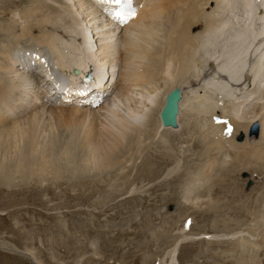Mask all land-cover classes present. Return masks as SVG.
Listing matches in <instances>:
<instances>
[{
	"label": "rangeland",
	"instance_id": "1",
	"mask_svg": "<svg viewBox=\"0 0 264 264\" xmlns=\"http://www.w3.org/2000/svg\"><path fill=\"white\" fill-rule=\"evenodd\" d=\"M23 2L26 3L23 4ZM43 2L48 4L46 8L42 10V14L45 12L44 15L48 16L47 20L50 21L48 23L43 21L44 17H37L36 14V16L33 15L31 18V22H26L21 18L23 11L33 6L31 0H0V68L4 66L3 62L7 61V57L17 54L16 52L19 49L18 52L22 50L29 53L38 49H49L46 46L36 45L41 38L35 36L39 34V27L45 30L43 35L48 36L53 30H58V36H72L74 41H71L70 38H65L66 42L70 40L71 45L79 44V40L82 39L91 46L93 45L94 51L98 49L97 46L101 45V41L108 39H103L105 36L99 35L101 40L96 42V38H93L95 32H92L93 29L91 27L94 28L97 26L98 30L105 28L111 30L114 34L112 36L114 37L112 46L115 49L119 48L122 52L126 49L122 37L123 30L126 28H122L123 30L115 29L113 26L108 25L102 12L99 10L96 12L88 2L82 7L74 1H72L69 7L54 0H43ZM141 2H144L146 5H151L153 1L140 0V4ZM51 6H54L55 10H49ZM215 6V3H210L207 8L211 11ZM178 7H180V5ZM224 11L225 10H223V12ZM163 18L165 20L166 17ZM81 23H83V25H81ZM199 23L202 22H198L193 30L199 31L202 28V25H199ZM38 24L40 25L37 26ZM22 26L29 29L30 31L28 32L30 33L25 32L26 34L23 35L24 32L21 33L18 29V27ZM31 31H33L34 35ZM7 33H9V35ZM156 36L159 37H157V39L161 41L164 40L163 34H157ZM62 40L61 38V41ZM148 46L150 49L152 48V45ZM3 48L6 52V57L4 56V58L1 56L2 53H5L1 51ZM107 54L109 55L103 63H108V67L111 68L117 66L118 71H116L118 74L115 72V79L111 80V84H109L110 90H108L105 96L108 99L103 105H110V108H112L115 106V103L118 102L122 108L124 107L122 113H124L125 116L129 113L133 116L131 111H136L138 108L136 107L134 110H130L129 107H131L133 103H127L124 96L125 94L123 90H121V86L124 83L122 76L126 71L124 67V58L122 57L121 59V53L116 56V50H111L107 52ZM17 55V57H19V53ZM101 57L103 56L101 55L99 58L101 59ZM43 61L45 63V60ZM53 61L57 67V69H55L58 70L55 72L62 74L63 69L57 66L54 59ZM19 62L20 60H17L16 64ZM116 63L117 65H115ZM204 64L206 65V63ZM94 65L95 63L90 64V68L94 67ZM130 66L134 69L132 64H130ZM71 68L75 69L74 67ZM205 68L206 66H204V69ZM99 70L102 72L105 71L104 69ZM2 72L4 71L0 69V73ZM16 72L18 73L19 70ZM24 75L23 80L28 81L27 86H31L36 80L37 82L40 81V79H36V77L33 76L35 75L33 72H31V77H28L29 75L26 77V74ZM36 76L38 78V74H36ZM64 76H66V80L68 77L66 71ZM10 77L11 78L8 77L2 81L4 84L6 81L5 86L11 84V80L14 77L12 78V75ZM188 77L189 81L187 82V86H189L190 80L194 81V74ZM63 78L64 77L58 75L56 79H60L59 82L64 84ZM0 80H2V77ZM19 84L20 83L17 85ZM34 84L36 86V83ZM12 88L15 94L8 93L6 97L8 104L4 103L6 101L5 99L1 105L5 106L2 108L0 107V146L6 140L13 143L12 152L9 150L5 152L6 158L9 159L12 153L15 154V156L22 155L25 158H30L32 152H27L25 150L21 144L22 142L19 138V134L16 135L13 132L11 133V131L8 133L5 132L6 129L4 128L9 126H1V124L7 123L2 122L4 121V115L16 117V121L20 120L21 122H27L29 117L37 115V121L40 123V141L46 138L51 139L50 141L53 142L49 147L42 146L38 139L37 142L32 144V151L33 149L38 151L45 150V157H40L39 162L45 163L46 166L42 168L46 172L42 170V173H33V179L30 181L29 187L25 185V182L15 171H12V173L15 172L14 174H16L15 179L13 178V180L16 181H13L16 186L14 188L0 187V264H144L145 262V264H147V262L154 257L156 258L153 260V264H234L235 258H232V253L228 250V248H232L233 245L229 243L230 241H228L225 236L230 229L243 230V234L250 237H253L250 233L257 235L254 237L255 240H250L247 245V247H251V252H247V255L250 253L251 257H249L248 260H254L250 264H264V245L262 244L256 247V245H259L260 240L264 238V231H262V229L258 230L261 220L254 218L255 210H257L258 213L260 210V203L256 202V200L264 193V191L262 192L261 190L264 187V159L259 158L262 167H259L257 163L254 167V169H256L255 172L241 173L239 170L244 166L243 164L246 163L245 165H248L254 158H250L248 162L245 161L240 163L239 160L235 161L233 154L229 151L223 150L220 153L219 151H210L205 141V133L199 130L196 124V122L203 120L205 117L204 115L200 116L196 114V118L195 115H193L194 117L188 116V118H186L189 119L190 122V124L188 123L189 128L186 134L179 137L177 140L172 139L173 141L170 142L168 147L169 150L165 152L166 154L171 152L175 160L170 159L166 164L162 162V165L159 166V159L161 157V152H159L160 147L155 141L157 145L154 144L153 136L150 137L146 133V129L144 130L142 128L141 133L136 132V138L126 140L121 144L122 147L120 149H116L115 146L117 144H112L116 142L113 139L114 137H111L109 134L105 136L103 133L108 127V120L106 119L107 113H100V115H98L99 117H90L88 122L84 123L78 120L85 117L87 115L86 112L88 113V111L90 112L91 110L79 107L83 110H81V112L78 111L80 112L79 115L74 114L73 116V113L66 109L69 107L70 109H72V107L76 108V104L64 106L60 105V102L57 104L50 101V96H48L45 86L40 88L38 85V87L36 86L34 89H29L28 93H23L22 91V93L20 92V97L16 95L15 87ZM26 94L28 99L22 100V98L26 97ZM1 96L2 95H0V99ZM60 101H62V99ZM121 101H123V104ZM12 105L20 106L19 110L17 111V108L15 110ZM99 105L95 106L93 111L100 110L101 108L99 107L101 106ZM60 111H68V114H62ZM83 111H85V113ZM219 113H221V111ZM197 116L200 117L197 119ZM123 120L124 119L121 118L120 123L122 124L119 125L121 130L118 131V133L120 132L119 134H123L122 139H125L127 138V130L129 128L127 129L126 125H124ZM140 120L141 118H137L135 121L138 122ZM195 120L198 121L195 122ZM216 120L219 121V119ZM73 121H76L78 124L82 123L85 127L81 126L75 130ZM190 125H192V127H190ZM93 127L96 129V131H94L95 135L92 134L94 140L107 141L106 143L110 147L113 145V149L117 151L113 156H108L103 152V157L99 164L95 162L93 167H90V170L80 169L81 172L86 173V175H84L85 178L76 181L71 180V175L77 168V162L80 159L85 162L87 158L85 153L87 151L89 153L92 152L94 155L101 152L98 145L95 143L96 141H94V146L90 143L88 145V142H86V135L89 133H87V129ZM118 128V126H115V130H118ZM228 131L231 133L232 130L230 129ZM15 136L18 137L15 138ZM76 136H79L78 139H80V141H82V139L83 141L85 140L84 143H82L84 146H77L75 141L70 142V138L73 140ZM242 140L243 137L238 139V141ZM184 141L187 145L183 144ZM65 143L73 147L72 153H69L65 149ZM77 143L79 144V142ZM78 147L83 149L81 150ZM201 149H203V151ZM173 153H178L179 155H173ZM205 153H209V155ZM2 158L3 155L0 154V159ZM214 158L217 159L213 161ZM222 158L226 160L227 164H225L226 166L224 168L221 165L218 166L216 171L213 163L215 162L218 164L220 161L222 163ZM106 159H108V161ZM146 161L150 162V164H148L149 172L141 173L140 168ZM177 161L182 162L179 164L180 166L178 165V168L176 167ZM102 164L106 165V171H103ZM217 164L215 165L217 166ZM254 165L255 164H253V166ZM28 166L29 164H26L24 160L18 163L19 168H27ZM208 167L215 168H213L215 172L212 169L210 170V172L212 171V175H210V172L208 173L209 176L207 175L208 180L211 179L212 181L213 179L212 182L210 181V184H214V190H212L213 194L211 193L214 198L219 195V198H225L224 193L218 194L217 192H220V189L225 191L226 188L227 190L225 192L232 193L234 190L236 197L245 196L243 191L245 186H248V183H246L247 178L252 175L255 179V184L250 187L254 188L249 192L256 188V193L251 196L253 198H251L250 202H246L244 197L238 198V201L229 202L231 206L239 203L245 204L249 212L252 208L251 214L244 213L242 216H237L236 212H225L223 213V218L230 220L228 222L229 225L220 226L219 224L217 226L216 222H219V219H216L217 216L214 215L208 220L209 216L206 218L203 216L200 217L198 213H195V211L205 209L204 205H200L197 208L194 205L191 206L188 202V200L191 201V199L188 198L185 202V196L186 198L187 196L193 197L194 193L188 191V187L194 184V186H192L195 190L194 192L202 195L205 201L209 200L208 194L210 192L208 194L207 192L205 193L206 190L208 191L209 187L199 184L202 182L203 178L206 180H204V183L208 181L202 174ZM220 167L223 168V171H220ZM152 168H155V172H151ZM11 169L13 170V168ZM260 172L262 174H258ZM244 174H246V176ZM196 186L199 188L202 186V189H198ZM259 187L262 188L257 189ZM225 195L227 196V194ZM253 201L254 203H252ZM181 203L184 207H182L183 209L180 206ZM185 203H188L191 207ZM237 209L238 208H236V211ZM176 220L179 221L176 227H173ZM194 221L197 224L195 227H193ZM215 229H220L222 231L219 233L218 237H215L216 234H213V231L211 234V230ZM86 230L90 233L89 237L83 235ZM163 234L166 235L167 240L165 237H162ZM174 236H180L177 240L179 244L176 250H174L173 247L174 239L176 238ZM200 240H204V243L202 242L199 244ZM171 241L173 243H171ZM208 241H210V243ZM232 242H237V239ZM74 246L75 249H73ZM207 247L209 248L207 249ZM233 248H235V245ZM191 249V254L188 253L187 256H183L187 250L189 251ZM225 250L227 251L224 252ZM236 250L240 253L243 252L240 248ZM233 252L236 254L235 251ZM235 254L234 256H236Z\"/></svg>",
	"mask_w": 264,
	"mask_h": 264
},
{
	"label": "bare ground",
	"instance_id": "2",
	"mask_svg": "<svg viewBox=\"0 0 264 264\" xmlns=\"http://www.w3.org/2000/svg\"><path fill=\"white\" fill-rule=\"evenodd\" d=\"M54 1H59L64 6L68 7L71 5L72 1L77 2L81 7L86 2H88L96 12L98 10L102 12L104 19L107 21L108 25L113 26L115 29H122L124 27L126 28L125 30L122 29V37L123 42L126 45V49L123 52L119 50V48L115 49L112 46V40L114 38L112 36L114 34L111 30H107L105 28L98 30L97 26H95L94 28L91 27L93 29L92 32H95L93 34V38H96V42L98 40H101L99 35L105 36L103 39H108L105 41H101V45L97 46L98 49L94 51L93 45L91 46L90 44L84 42L82 39L79 40V44L71 45L70 40H67L66 42L65 38L67 37L70 38L71 41H74L72 39V36H58V30H51L52 32L48 36L43 35V32L45 30L42 27H39V34H36L35 36L41 38L36 45L46 46L49 49H38L30 53L22 50L18 52L20 50L19 49L16 52L17 54L19 53V57H17V54H13L7 57V61L3 62L4 66L0 68L4 71L0 73V78L2 77V80H0V95H2L0 99L1 108L5 106H1L5 99L6 101L4 103H7L6 97L8 96V93L15 94L12 87H15L16 95L20 97L22 91L23 93H28L29 89H34L36 88V86L38 87V85L40 86V88H43L45 86V90L47 89L48 96H51L52 92L55 96L58 93H61V95L64 94L65 97H62V101H59L60 105L66 106L76 104V108L72 107V109H70L69 107L68 109H66L69 112L73 113V116L74 114L79 115L81 110H83L84 108H88L89 110H91L90 112L88 111V113L86 112L87 115L85 117H82L81 120L78 121L87 123L90 117H97L98 115H100V113L102 114L103 112L107 113L108 115H106V119L108 120V127L103 133L105 136L109 134L111 135V137H114L113 139L116 142L113 141L114 143L112 144H117L115 146L116 149H120L122 147L121 144L126 140L130 138H136V132L141 133L142 128L144 130L146 129V133L150 137L153 136V142L155 141L160 147V150L158 149L159 152H161V155L159 154L161 157L159 156L160 159L158 158L160 160L159 166L162 165V162L163 164H166V162H169L170 159H173L171 152L169 154H166L165 152L169 150L168 147L170 142L173 141L172 139L177 140L179 137L186 134V131L189 128L188 123L190 124L189 119L186 118H188V116L194 117L193 115H195L196 118V114L200 116L204 115L205 117L203 118V120H200L199 122H196L198 120H195V122L198 125V129L202 130V132L205 133V141L207 143V146L210 148V151H219V153L223 150L229 151L231 152V154H233L235 161L239 160L240 163L245 161L248 162L250 158H254L249 162L248 165H245L246 163L243 164L244 166L239 170L241 173L255 172L256 169H254V167L257 165V163L259 164V167H262L259 162V158L264 159V30L262 24V13L260 9V7H262V4L259 5L253 0H150L153 1L152 4L146 5L144 4V2H141L140 4V0H135V8L137 9L135 18L131 19L128 23L121 24L118 22L119 19L116 17V15L113 14V10L114 8H116V6L112 5L110 3V0H92V3L91 0ZM31 2H33V6H31L29 9L24 10L21 18L26 22H31V18L36 14L37 17H44V22H50L49 20H47L48 16L44 15L45 12L42 14V10L46 8L48 4L44 3L43 0H31ZM24 3L26 2H23V4ZM210 3H215L216 5L215 8H212L211 11H209V8H207ZM179 5L180 7H178ZM54 8V6H51L49 10H55ZM223 10L225 11L223 12ZM163 17H166L165 20ZM198 22H202L199 23V25H202V28L199 31L193 30ZM39 25L40 24H38L37 26ZM81 25H83V23H81ZM18 29L21 31V33L24 32L23 35L26 34L25 32L30 31L24 26L18 27ZM31 32L34 35L33 31ZM7 34L9 35V33ZM157 34H163L164 40L161 41L160 39H157ZM61 38L63 39V42L61 41ZM148 45H152V48L150 49ZM111 50L117 51L116 56L121 53V59L122 57L124 58V67L126 71L122 76V80L124 83L121 86V90H123L125 94L124 96L127 103H133V105L129 107L130 110H134V108L136 107L138 108L136 109V111H131V113H133V116L130 113L125 116L124 113H122L124 107L122 108L118 102L115 103V106H113L112 108H110V105H103L108 99L105 96L107 95L108 90H110L109 83L111 82V80L115 79V72L118 74V70L116 71L115 69L117 68V66L111 68L108 67V63H103V61L105 62L106 58L109 55L107 54V52H110ZM1 51L3 52L4 48ZM5 54L6 52L2 53L1 56L4 58ZM47 54L50 56L49 58L51 60L54 59L56 61L57 66L63 69V72L60 75L61 77H66L64 76V73L66 71L69 77V79H66L68 80V84L60 83V79H56L58 77V74H60L59 72H55L58 70H56L55 68H53V70L49 69L48 61L47 64L46 61L44 63L43 60L46 59ZM101 55L103 57H101L100 59L99 57ZM17 60H20L18 64H16ZM92 63H95L94 67L96 68H90V64ZM204 63H206V65ZM130 64L133 65L134 69L130 66ZM35 65H39L37 66V69H39L40 71H38L36 68L33 71L28 70L32 69V67ZM115 65H117V63ZM203 65L206 66L205 69ZM71 67H74L75 69ZM99 69H104L105 71L102 72ZM17 70H19L18 73L16 72ZM89 71L92 72L93 78L91 81L84 82L83 79L87 76V73ZM31 72L35 73V75L33 76L36 77V79H40L41 82H37L36 80L32 83L31 86H27L28 81L23 80L25 76L24 74H26V77L27 75H29L28 77H31ZM36 74H38V78ZM107 74L110 77L107 84H104L103 79H105ZM193 74L194 81L190 80L189 86H187V82L189 81L188 76ZM11 75L12 78H14L12 80L10 79L11 84L9 82L10 85H6V87V81L5 84L2 81L8 77L11 78ZM18 83L20 84L17 85ZM34 83H36V86ZM52 85H54V88ZM175 88L182 89V94H185V98L181 101L179 106V123H181V129L179 131L177 130L178 132L171 129H165L162 126L160 120V113L165 104L167 93L171 92ZM53 95L52 97H54ZM23 99H28L27 94L25 98H22V100ZM97 101L99 102V106H101L99 108L101 109L98 111H93V109L95 108L94 102ZM226 102L228 103V105ZM121 103L123 104V101H121ZM79 107H82L83 109H80ZM13 108L15 110L17 108L18 111L20 106H13ZM68 111H60V113L67 115ZM220 111L221 113H219ZM83 112L85 113V111ZM4 116V121L2 122H7L10 124H1V126L3 127L9 126L7 128H4L6 129V131L4 129L3 130L7 133L11 131V133L13 132L16 135L19 134V138L22 142L21 144L27 152H32V156L30 158H25L22 155L15 156V154L12 153V156L9 159L6 158L5 152L6 150L12 152L11 149L13 147V143H11V141L9 142L8 140L4 141L0 146V154L3 155V158L0 159V187L14 188L16 186V184L13 182L15 181L13 180V178L15 179V172L20 175L21 179L25 182V185H28L27 187H29V184L31 183L30 181L33 179L32 174L42 173V170H44L42 167L46 166L44 162H39L40 157H45V150L38 151L33 149L32 151V144L37 142L38 139L39 143L42 146L49 147L53 141H50L51 139L46 138H43L40 141V123L37 121V115L29 117V120L27 122H21L20 120V122L16 121V117H9L8 115ZM200 116H197V119ZM121 118L124 119L123 123L124 125H126L127 129L129 128L127 130V138L125 139H122L123 134H119L120 132L118 133V131L121 130L119 126L122 124L120 123ZM137 118H141V120L136 122L135 120H137ZM216 119H219V121ZM73 122L76 125H74L75 130L78 127L83 126L82 123L78 124L76 121ZM257 122L260 123L259 137L251 138L249 137L250 126L253 123ZM115 126L119 127L118 130H115ZM190 127H192V125H190ZM230 129L232 130L231 133H229L228 131ZM94 131H96L94 127L91 129H87V133H89L88 135H86L87 139H85L86 142H88V145L89 143L92 146L95 145L94 141L96 140H94V137H92V134L95 135ZM17 137L18 136H15V138ZM78 137L79 136L74 137L75 140H71V138L69 137L70 142L75 141L77 146H84V144L82 143H84L85 140L83 141L82 139V142L80 141V139H78ZM240 137H243V141H238ZM77 142H79V144ZM106 142L101 140H97L95 142L101 152H98V154L94 155L92 154V152L89 153L87 151L85 153L87 156L85 162H83L81 159L77 162V168L72 173L71 180L76 181L85 178L84 175H86V173L81 172L80 169L82 168L83 170H90V167H93V164L95 162L99 164L100 160L103 157V152L108 156H113L115 154L117 150L113 149V145L110 147ZM155 142L154 144L157 145ZM65 144V149L69 153H72L73 147L68 145L67 143ZM183 144H185V141L183 142ZM204 148L206 149L205 146ZM201 150L203 151V149ZM205 154L209 155V153ZM173 155L179 154L173 153ZM215 159L217 158H214L213 161ZM222 159V163L221 161L218 164L215 162L213 163L216 171L218 166L221 165L223 168L226 166V160L224 158ZM23 160L26 164H29L27 168L18 167V163ZM106 160L108 161V159ZM173 160H175V158ZM180 163L182 162L177 161V166H175L178 168L180 166ZM148 164H150V162L146 161L143 166L141 165V173L149 172ZM215 164H217V166ZM253 164L255 165L253 166ZM11 168H13V170ZM213 168H206V170L202 172L204 177L207 178L208 173L211 169L213 170ZM223 168H221L220 171H223ZM102 169L103 171H106L105 164H102ZM12 171L15 172L12 173ZM213 171L215 172V170ZM151 172H155V168H152ZM211 172L210 175H212ZM258 174L262 173L260 172ZM204 180L205 179L203 178L202 182L199 184L209 187V189L207 188L208 191H205V193L207 192V194L210 192L208 194L209 200L205 201V198L202 195L196 194V192H194L195 190L192 187L194 186V184L192 186L189 184L190 187H188V191L194 193L193 197L187 196L186 198L185 196V202L188 200V198L191 199V201L188 200L191 206L194 205L197 208L200 205H204L205 209L195 211V213H198L200 217L203 216L206 218L207 216H209V220L210 217L215 215L217 216L216 219H219V222H216L217 226L219 224L220 226H225L229 225L228 222L230 221L223 218V213L225 212H236L237 216H242L244 213L251 214L252 208L249 212L245 204L239 203L231 206L229 202L238 201L242 197L246 199V202H250L251 198H253L251 196L256 193V188L251 192L249 191L254 187L250 189L248 188L246 192L247 186H245V192L243 191L245 196L242 197H236L234 190L232 193H230L225 192L227 188L225 191H223V189H220V192L217 193H224L225 198H219L220 195H215L217 197L214 198L213 195H211V193L213 194L212 190H214V184H210L211 179L208 180L207 178L208 181L205 183ZM251 180L255 179L250 175V177L247 178L246 183ZM202 186L200 187L201 189ZM197 188L200 189L199 187ZM260 188L262 187H259L257 189ZM261 190L263 192L264 187ZM225 194H227V196ZM256 202L260 203V210L259 213L257 210H255L256 212H254V218L261 220L258 230L262 229V231H264V193L261 194ZM252 203H254V201ZM180 206L181 208L183 207L182 203ZM236 208H238L237 211ZM178 221L179 220H176L174 222L173 227H176ZM195 225L197 226L196 222L194 221L193 227H195ZM86 231V233L84 232L83 235L89 237L90 233L88 232V230ZM212 231L213 234H216L215 237H218L219 233L222 232L220 229H215L211 230V234ZM243 232V230L239 229H230L225 235L226 239L230 241L229 243H232L233 247L235 245V248H228V250H230V252L232 253V258H235L234 264H250L254 261L248 260L250 257V253L249 255H247V252H251V247H247V245L249 244L250 240H255L254 237L257 235L250 233V235L253 236L250 237L243 234ZM162 237H165L166 239L165 234H163ZM174 237H176L177 239L173 238L174 243L172 241L171 243H173L174 250H176L179 244L177 240L180 238V236ZM235 239H237V242H232ZM202 242L204 243V240H200L199 244ZM208 242L210 243V241ZM262 244L264 245V238L260 240L259 245H256V247H259ZM208 248L209 247H207V249ZM237 248L242 249V253L244 254L237 251ZM73 249H75V246ZM226 251L227 250H225L224 252ZM233 251H235L236 254ZM191 252L192 249L189 251L187 250L183 256H187L188 253L191 254ZM234 254L236 256H234ZM155 258L156 257L152 258V260H149L147 264H153V260Z\"/></svg>",
	"mask_w": 264,
	"mask_h": 264
},
{
	"label": "water",
	"instance_id": "3",
	"mask_svg": "<svg viewBox=\"0 0 264 264\" xmlns=\"http://www.w3.org/2000/svg\"><path fill=\"white\" fill-rule=\"evenodd\" d=\"M77 71V70H76ZM88 77L91 79L92 75L89 74ZM182 89L175 88L169 92L166 96L165 104L160 113V120L162 126L165 129H171L178 132L181 129V123H179V106L181 101L185 98V94H182ZM184 93V92H183ZM178 130V131H177ZM259 135V125L254 123L250 130V137L257 138ZM246 176V174H244ZM254 184V180L248 182V188Z\"/></svg>",
	"mask_w": 264,
	"mask_h": 264
},
{
	"label": "snow or ice",
	"instance_id": "4",
	"mask_svg": "<svg viewBox=\"0 0 264 264\" xmlns=\"http://www.w3.org/2000/svg\"><path fill=\"white\" fill-rule=\"evenodd\" d=\"M117 3H121L122 0H116ZM123 2H127V0H123Z\"/></svg>",
	"mask_w": 264,
	"mask_h": 264
}]
</instances>
